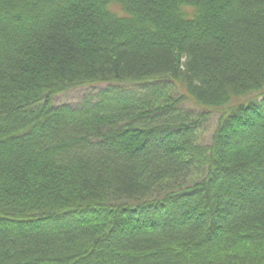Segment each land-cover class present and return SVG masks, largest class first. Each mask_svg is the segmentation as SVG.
I'll list each match as a JSON object with an SVG mask.
<instances>
[{
    "label": "trees",
    "instance_id": "1",
    "mask_svg": "<svg viewBox=\"0 0 264 264\" xmlns=\"http://www.w3.org/2000/svg\"><path fill=\"white\" fill-rule=\"evenodd\" d=\"M0 264H264V0H0Z\"/></svg>",
    "mask_w": 264,
    "mask_h": 264
},
{
    "label": "rangeland",
    "instance_id": "2",
    "mask_svg": "<svg viewBox=\"0 0 264 264\" xmlns=\"http://www.w3.org/2000/svg\"><path fill=\"white\" fill-rule=\"evenodd\" d=\"M102 87L103 86L77 88L72 91L59 94L54 97L53 106L76 105L81 101L84 95L97 91Z\"/></svg>",
    "mask_w": 264,
    "mask_h": 264
}]
</instances>
